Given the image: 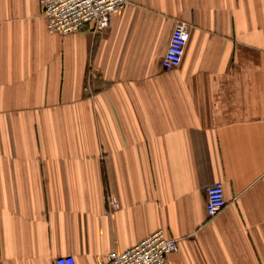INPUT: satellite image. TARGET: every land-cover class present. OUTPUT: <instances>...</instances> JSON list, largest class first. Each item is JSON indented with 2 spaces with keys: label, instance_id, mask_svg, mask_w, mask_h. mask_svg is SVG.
<instances>
[{
  "label": "crops",
  "instance_id": "1",
  "mask_svg": "<svg viewBox=\"0 0 264 264\" xmlns=\"http://www.w3.org/2000/svg\"><path fill=\"white\" fill-rule=\"evenodd\" d=\"M128 1L61 35L0 0V264H97L158 228L170 264H264V0Z\"/></svg>",
  "mask_w": 264,
  "mask_h": 264
},
{
  "label": "built area",
  "instance_id": "2",
  "mask_svg": "<svg viewBox=\"0 0 264 264\" xmlns=\"http://www.w3.org/2000/svg\"><path fill=\"white\" fill-rule=\"evenodd\" d=\"M48 31L66 35L91 25L95 31L109 27L112 14L123 8L128 0H40ZM191 23L178 19L172 30L167 50L162 58L165 69L178 67L187 47ZM206 213L215 216L225 205L223 184L216 181L206 189ZM177 238L168 236L164 228L143 237L136 244L108 252L97 264H170L169 254L177 250ZM57 264H77L71 254L56 258Z\"/></svg>",
  "mask_w": 264,
  "mask_h": 264
}]
</instances>
